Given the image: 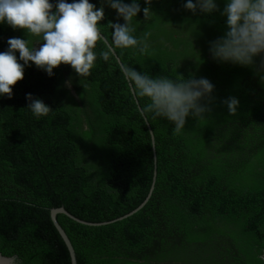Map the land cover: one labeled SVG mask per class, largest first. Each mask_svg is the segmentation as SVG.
I'll return each instance as SVG.
<instances>
[{
    "label": "trees",
    "instance_id": "1",
    "mask_svg": "<svg viewBox=\"0 0 264 264\" xmlns=\"http://www.w3.org/2000/svg\"><path fill=\"white\" fill-rule=\"evenodd\" d=\"M185 2L140 0L152 13L145 20L141 10L132 25L147 52L116 53L153 76L194 75L215 85L212 110L190 116L181 132L164 118L141 115L147 101L136 96L137 103L116 55L108 61L98 55L91 75L82 78L70 65L62 63L50 77L33 64L12 86V98L0 97L1 253L18 256V264H72L52 208L64 206L91 222L137 208L154 175L148 121L158 172L148 203L102 226L58 214L78 264H264V56L255 66L213 59L210 41L223 34L226 17L193 13ZM110 21L124 23L105 5L99 23L109 40ZM9 37L38 41L0 24V51ZM104 46L97 42L98 54ZM29 92L51 106L47 116L32 115ZM232 96L240 100L235 115L223 103Z\"/></svg>",
    "mask_w": 264,
    "mask_h": 264
},
{
    "label": "clouds",
    "instance_id": "2",
    "mask_svg": "<svg viewBox=\"0 0 264 264\" xmlns=\"http://www.w3.org/2000/svg\"><path fill=\"white\" fill-rule=\"evenodd\" d=\"M144 4L150 5L151 0H144ZM105 5L115 9L117 16L124 20V23L109 22L110 40L99 23L105 17ZM183 6L193 13L218 12L226 17L223 34L210 41L213 59L255 66L256 57L264 56V0H223V8L218 0H186ZM141 10L148 20L152 10L149 6L141 9L140 0H100L99 7L91 0H0V24H7L13 30H25L27 36L38 38L36 43L43 41L36 47L29 39H7L6 49L0 51V97L12 98V86L24 78L25 68L33 64L51 77L55 74L54 68L63 63L82 78L91 75L98 55L108 61L117 50L139 49L146 53L148 45L134 35L136 29L132 25ZM98 41L105 45L99 54ZM261 66L264 67V62ZM120 72L131 91L147 101L141 115L172 122L176 133L185 128L190 116L200 119L212 110L215 85L206 77L153 76L129 64H123ZM25 97L27 108L37 120L52 111L42 98L30 92ZM223 103L229 114L238 112L240 100L237 97H228Z\"/></svg>",
    "mask_w": 264,
    "mask_h": 264
},
{
    "label": "water",
    "instance_id": "3",
    "mask_svg": "<svg viewBox=\"0 0 264 264\" xmlns=\"http://www.w3.org/2000/svg\"><path fill=\"white\" fill-rule=\"evenodd\" d=\"M115 55L117 56V59H118L119 63L122 66L123 63H122L120 57L117 54H115ZM134 96L136 98L137 103H139V101H138V99H137L135 94H134ZM140 109H141V107H140ZM147 124H148V127L150 129V133L152 135V143H153V150H154V161H155L154 175H153V181H152V185H151L150 191L148 193V196L146 197V199L137 208H135L131 212H129V213L123 215V216H120V217H118L116 219L109 220V221H103V222H91V221L83 220V219L73 215L72 213H70L64 206L55 207V208L51 209L52 221H53L55 227L59 231L60 235L62 236L63 240L65 241V243H66V245L68 247V250H69L70 255H71L72 264H78L76 250H75V248L73 246V243H72L70 237L68 236L67 232L65 231L63 226L60 224V222L58 220V214H65V215L69 216L70 218L74 219L75 221L80 222V223L85 224V225L102 226V225H108V224H111V223H115L117 221H121L123 219H126V218L134 215L139 210H141L148 203V201L150 200V198H151V196H152V194L154 192V189H155V184H156V181H157V173L158 172H157L156 139H155L154 131H153V129H152V127H151V125H150V123L148 121H147ZM0 264H18V256H16V255L7 256V255H4L3 253L0 252Z\"/></svg>",
    "mask_w": 264,
    "mask_h": 264
}]
</instances>
